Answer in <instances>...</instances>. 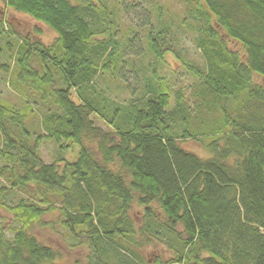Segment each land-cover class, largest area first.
Masks as SVG:
<instances>
[{"label": "trees", "instance_id": "16d2710c", "mask_svg": "<svg viewBox=\"0 0 264 264\" xmlns=\"http://www.w3.org/2000/svg\"><path fill=\"white\" fill-rule=\"evenodd\" d=\"M2 1L58 36L51 46L18 43L11 82L45 108L42 131L0 97V214L9 217L0 222V264H151L150 246L166 247L173 264H264V84L254 81L264 77V0H181L201 63L185 57L170 24L148 22L145 52L128 61L105 0ZM143 24L125 34L127 52ZM146 52L152 61L143 64ZM168 54L197 79L190 98L160 75ZM117 66L125 88L137 90L122 74L132 69L140 97L118 103L99 87ZM47 140L58 151L52 163L41 154ZM188 140L208 155L185 149ZM69 151L73 161L62 156ZM46 229L88 253L70 260L35 233Z\"/></svg>", "mask_w": 264, "mask_h": 264}, {"label": "rangeland", "instance_id": "374dc122", "mask_svg": "<svg viewBox=\"0 0 264 264\" xmlns=\"http://www.w3.org/2000/svg\"><path fill=\"white\" fill-rule=\"evenodd\" d=\"M108 4L109 17L112 21V16H114V21L116 25L120 28L119 34H117V39L120 42L119 52L125 53V58L128 61H136V56L141 50L145 52L147 48L146 39L143 37L145 34V29L148 28V24H154L160 27V24L168 23L172 26V29L178 36L179 47L185 50L187 58L202 62V55L199 50L196 49L193 37V32L186 27L182 26L183 18L186 14V4L181 0H105ZM114 10V12H113ZM126 11V12H124ZM161 15V17H160ZM143 20L145 23L143 24ZM143 24V28H140L139 41L136 42V47L132 48L133 52L126 51L127 40L125 34L129 31L130 27L138 26L139 23ZM162 22V23H161ZM224 35V40L230 49L244 54V49L242 45L231 40L226 36V34L221 31ZM57 33L52 30L49 26L44 23L34 20L32 17L16 12L6 6V4L0 0V65L8 64L10 66L9 72H5L0 68V97L5 105L20 107L22 113L26 116L27 127L36 132H41V124L43 116L46 111L42 104L30 103L29 100L23 99L19 93L11 85L13 80V72L16 69L15 59L17 56L18 43L23 40H29L30 42H40L44 46H51L55 43L57 39ZM131 36V35H130ZM103 38V37H101ZM100 38V39H101ZM7 43H10L7 46ZM184 54V53H183ZM152 61L146 52L145 59L142 57L143 64H147ZM167 65L159 69L160 75L167 77L170 83V89L172 94L181 91L186 94L187 98L191 97L193 91L197 89V79L185 70L183 65L175 56L168 54L166 55ZM34 66L37 62L33 63ZM120 66L114 68V78L113 80L107 78H99V87L110 94L113 99H116L118 103H128L132 97H140L142 86L135 80V76L131 71L130 67H126L122 74H127V80L132 87H137V90H127L120 81ZM141 75H139V78ZM254 81L259 84H264V77L254 75ZM75 99V97H74ZM38 100V99H37ZM77 100V99H75ZM77 102H79L77 100ZM94 124L100 127L106 132H110V126L100 119L98 116H92ZM85 145L90 148L94 153H97L96 143L93 141H86ZM183 147L188 151H191L199 156L205 157L208 154L203 149V147L195 142L194 140H188L182 143ZM77 148L75 149V151ZM77 152V151H76ZM76 152H65L62 156L66 159L73 161L75 159ZM57 148L53 142L45 141L41 147V154L43 161L46 163H52L57 158ZM115 170L118 166L113 167ZM143 210L135 206L132 210V216L137 220L140 225L142 219ZM159 215L163 217L162 213L159 211ZM9 218L4 212L0 214V222L2 220H7ZM55 215H50L47 217L48 220L54 219ZM161 218V219H162ZM61 230V229H60ZM178 232H182V227L179 226ZM35 233L38 237L54 247L61 249L65 256L69 259L83 258L88 253L86 247L81 248H71L69 243L71 240H65L64 236L60 232H54L50 230H36ZM149 255V261L151 264H156L160 261L161 264H173L171 260L173 258L172 252H170L166 247L150 246L145 252ZM147 255V256H148ZM176 264V263H175Z\"/></svg>", "mask_w": 264, "mask_h": 264}]
</instances>
